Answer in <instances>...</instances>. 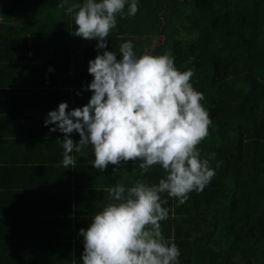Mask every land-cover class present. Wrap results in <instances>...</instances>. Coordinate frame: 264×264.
I'll list each match as a JSON object with an SVG mask.
<instances>
[{"label": "trees", "instance_id": "1", "mask_svg": "<svg viewBox=\"0 0 264 264\" xmlns=\"http://www.w3.org/2000/svg\"><path fill=\"white\" fill-rule=\"evenodd\" d=\"M60 3L0 0V77L11 80L0 85L7 87L5 93L16 92L26 108L32 106L26 99L29 90L44 88L43 93H52L53 104L69 87L80 94V86L92 79L88 61L104 51L93 41L76 61L73 49L62 44L52 56L35 62L48 42L80 38ZM107 40L112 51L131 40L137 55L170 52L179 70L194 73L191 84L203 94L201 103L212 120L197 147L216 175L202 191L190 192L183 204L162 194L169 209L168 219L160 222L162 233L180 249L179 264H264V0H138L135 16L127 15L126 6ZM48 64L53 71L46 85ZM63 138L43 147L34 139L15 144L12 138L2 139L0 264H41L35 248L55 264H80L79 231L108 202V189L118 182L128 187L138 179L156 183L164 174L158 165L143 173L138 161L131 160L96 169L87 148L73 152L76 167L65 169ZM72 139L78 141L79 134L74 131ZM40 149L42 154H35ZM82 176L88 183L80 194ZM71 177L73 208L68 202ZM38 215L50 222V229L38 228ZM69 223L71 260L59 254L50 258L58 249L54 231L66 232Z\"/></svg>", "mask_w": 264, "mask_h": 264}, {"label": "clouds", "instance_id": "2", "mask_svg": "<svg viewBox=\"0 0 264 264\" xmlns=\"http://www.w3.org/2000/svg\"><path fill=\"white\" fill-rule=\"evenodd\" d=\"M135 16L138 0H61L76 25L74 34L97 40L104 49L88 61L91 96L81 107L68 109L60 102L44 120L64 135L62 166H76L72 153L89 149L92 165L138 161L143 173L153 166L163 170L156 183L136 180L126 187L116 183L109 199L81 228L80 264H179L180 249L166 240L161 221L169 209L162 194L187 201L216 175L198 145L208 136L212 120L202 105L203 94L191 84L192 70H179L170 52L137 55L131 40L118 51L108 50L107 37L117 26V15ZM119 54V56H118ZM73 131L80 139L69 136ZM216 167H219L217 162Z\"/></svg>", "mask_w": 264, "mask_h": 264}, {"label": "crops", "instance_id": "3", "mask_svg": "<svg viewBox=\"0 0 264 264\" xmlns=\"http://www.w3.org/2000/svg\"><path fill=\"white\" fill-rule=\"evenodd\" d=\"M116 29V28H115ZM113 29V30H115ZM112 31V30H111ZM57 43L55 45L51 46V49L49 53L43 52L42 56H39L35 62L42 61V58L44 56H52V50L56 48L58 45L65 44V46H69L73 49L74 54L71 56L74 60H80L82 58V52H84L85 48L89 46V44L93 41H97L95 38L93 39H84V38H78L74 39L72 38V35L69 37H65V40H53ZM75 41V43H74ZM80 43V44H79ZM46 45H44L43 50H45ZM55 69V68H54ZM59 79V83L60 80ZM1 82H11L10 79L0 77V83ZM49 82V81H48ZM46 85L48 84L47 81H45ZM5 85H0V110H6L7 113L4 115L0 114V144L2 142V139L12 138V143H18V142H32L31 139H34L33 143L37 144L39 142V145L41 146H47L49 143L54 140H60L61 137H63L65 134L57 131L50 132L49 129L53 127L52 124H49L45 126L44 120L46 118L47 113L50 110H54L57 108L58 104L60 102H66L68 105V109H72L75 107H81L84 104L88 102V97L91 96V91L87 88V85L83 84L80 86L82 89L79 93L76 94L72 91L73 87H69L68 94H66L65 97H61L60 100H57L55 104L50 101L53 97L52 93H43V89L37 91V90H29L26 91V99L28 102L32 103V106L26 108L24 102L16 96V92L9 94L3 92ZM7 88V87H6ZM46 88V87H45ZM20 113L21 115H18ZM15 115V116H14ZM20 116V117H16ZM3 119L4 122L1 120ZM74 131L69 134L71 138H73ZM54 144H52V147ZM41 153L40 150H36L35 154ZM42 154V153H41ZM5 158V157H4ZM76 167V166H75ZM87 178L85 176H82L80 179V183H84V187H81L78 192L81 190L82 192L85 190L87 185ZM73 177H71V184H70V191H71V197L68 201L70 204L69 206L73 208V201H72V195L75 191L73 189ZM81 192V193H82ZM80 193V192H79ZM80 193V194H81ZM41 209H44L42 207V203L40 206ZM42 216V215H41ZM38 215V218L35 219V223L38 228H43L45 231L47 229H50V227L47 225L50 222L43 220V217ZM41 225V226H40ZM58 227L55 225L54 229H57ZM66 232H55L53 234V239L57 242L58 249L53 252L50 258H54L56 254L62 255L63 258L65 255H68L72 257V243H73V235H72V223H69V226L67 227ZM41 232L38 231V235H40ZM52 249V248H51ZM36 253V259H38L41 264H55L56 261H50L49 258H44L40 250L35 248ZM49 256V255H48ZM58 263L63 261H57ZM17 264V263H16Z\"/></svg>", "mask_w": 264, "mask_h": 264}, {"label": "built area", "instance_id": "4", "mask_svg": "<svg viewBox=\"0 0 264 264\" xmlns=\"http://www.w3.org/2000/svg\"><path fill=\"white\" fill-rule=\"evenodd\" d=\"M53 71V66L51 65V64H48L47 66H46V69H45V81H47L48 82V80H49V73L50 72H52Z\"/></svg>", "mask_w": 264, "mask_h": 264}, {"label": "rangeland", "instance_id": "5", "mask_svg": "<svg viewBox=\"0 0 264 264\" xmlns=\"http://www.w3.org/2000/svg\"><path fill=\"white\" fill-rule=\"evenodd\" d=\"M183 36V35H182ZM57 42L56 41H50V42H48L47 44H46V47L47 48H45V52H47V53H49L50 52V50L49 49H51V46L52 45H55ZM74 43H75V41H74ZM151 42H149V44H150ZM80 44V43H79Z\"/></svg>", "mask_w": 264, "mask_h": 264}]
</instances>
